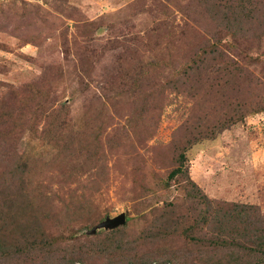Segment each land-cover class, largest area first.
<instances>
[{
	"label": "rangeland",
	"instance_id": "rangeland-1",
	"mask_svg": "<svg viewBox=\"0 0 264 264\" xmlns=\"http://www.w3.org/2000/svg\"><path fill=\"white\" fill-rule=\"evenodd\" d=\"M190 180L264 218V0H0V257L47 240L137 264L153 224L190 262Z\"/></svg>",
	"mask_w": 264,
	"mask_h": 264
},
{
	"label": "trees",
	"instance_id": "trees-1",
	"mask_svg": "<svg viewBox=\"0 0 264 264\" xmlns=\"http://www.w3.org/2000/svg\"><path fill=\"white\" fill-rule=\"evenodd\" d=\"M252 13L253 11H251ZM251 14L248 18H251ZM219 54L224 55L220 50ZM184 163L185 156L181 154L179 165L170 172L169 180H174L182 174L186 175L187 169H185ZM190 187L188 196L201 206L200 216L193 220H191V216L182 217L175 225H183L181 235L185 242L198 247L194 259L188 262L185 257L182 262L181 258L170 253L171 250H168L165 245L159 244V239L163 240L171 233L158 232L155 234L152 231V224L141 239L144 241L143 246H147L146 251L134 255L135 258H139L137 264H199L200 257L203 255L200 248H203L205 252L211 250L220 253L221 255L216 260L217 264H264V218H262V214L259 213L261 218L258 217L259 211L253 205L211 200L192 181ZM0 210L2 211V209ZM120 227L108 231L113 232ZM96 233L89 234L90 236H86V238L95 237ZM78 239L80 238L77 235L72 238L73 242ZM50 244L47 240H43L39 244L31 243L24 250L18 248L8 252L3 250L0 258L2 261H6L9 258L18 257L20 254L30 255L38 249L44 250L41 264H99L103 258L110 260L112 254L120 250L119 247H114L87 251L83 245L76 247L75 244L73 246L71 244L65 250L66 252L58 255L57 252L49 249ZM251 257H259L260 260L250 261Z\"/></svg>",
	"mask_w": 264,
	"mask_h": 264
},
{
	"label": "water",
	"instance_id": "water-1",
	"mask_svg": "<svg viewBox=\"0 0 264 264\" xmlns=\"http://www.w3.org/2000/svg\"><path fill=\"white\" fill-rule=\"evenodd\" d=\"M126 222H127V216L125 213H121L114 218L107 217L104 221L94 226L91 229L90 234L96 233L98 229H106V230L115 229L117 227L125 225Z\"/></svg>",
	"mask_w": 264,
	"mask_h": 264
}]
</instances>
